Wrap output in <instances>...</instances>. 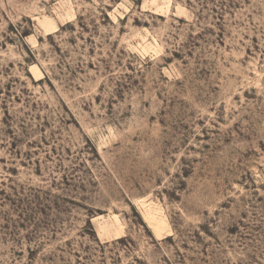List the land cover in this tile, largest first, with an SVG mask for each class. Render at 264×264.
<instances>
[{"label":"rangeland","instance_id":"rangeland-1","mask_svg":"<svg viewBox=\"0 0 264 264\" xmlns=\"http://www.w3.org/2000/svg\"><path fill=\"white\" fill-rule=\"evenodd\" d=\"M0 264H264V0H0Z\"/></svg>","mask_w":264,"mask_h":264}]
</instances>
